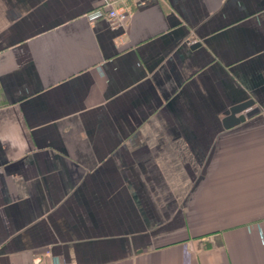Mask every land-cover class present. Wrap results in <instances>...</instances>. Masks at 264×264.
<instances>
[{
    "label": "crops",
    "instance_id": "0c3cea01",
    "mask_svg": "<svg viewBox=\"0 0 264 264\" xmlns=\"http://www.w3.org/2000/svg\"><path fill=\"white\" fill-rule=\"evenodd\" d=\"M144 2L0 0V264H264V0Z\"/></svg>",
    "mask_w": 264,
    "mask_h": 264
},
{
    "label": "built area",
    "instance_id": "2783aa9c",
    "mask_svg": "<svg viewBox=\"0 0 264 264\" xmlns=\"http://www.w3.org/2000/svg\"><path fill=\"white\" fill-rule=\"evenodd\" d=\"M130 4L145 5L144 0H102V10L89 17L90 20L104 18L112 28L123 27L130 17ZM50 264H63L57 257H51Z\"/></svg>",
    "mask_w": 264,
    "mask_h": 264
},
{
    "label": "water",
    "instance_id": "95a60500",
    "mask_svg": "<svg viewBox=\"0 0 264 264\" xmlns=\"http://www.w3.org/2000/svg\"><path fill=\"white\" fill-rule=\"evenodd\" d=\"M198 45L195 44L192 48H196ZM260 110L254 107L253 101H247L237 106L230 108L225 113V119L223 120V127L230 128L236 126L246 119L258 114Z\"/></svg>",
    "mask_w": 264,
    "mask_h": 264
}]
</instances>
